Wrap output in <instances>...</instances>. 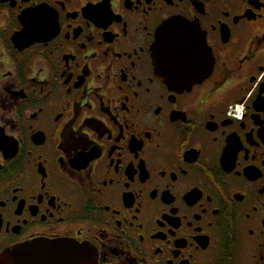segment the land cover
<instances>
[{
	"label": "flooded vegetation",
	"instance_id": "obj_1",
	"mask_svg": "<svg viewBox=\"0 0 264 264\" xmlns=\"http://www.w3.org/2000/svg\"><path fill=\"white\" fill-rule=\"evenodd\" d=\"M171 22L208 76L164 81ZM37 240L264 264V0H0V255Z\"/></svg>",
	"mask_w": 264,
	"mask_h": 264
},
{
	"label": "water",
	"instance_id": "obj_2",
	"mask_svg": "<svg viewBox=\"0 0 264 264\" xmlns=\"http://www.w3.org/2000/svg\"><path fill=\"white\" fill-rule=\"evenodd\" d=\"M171 42L167 47L160 45L161 32L159 35L157 45V56L156 64L161 74V68L164 64H171L178 52L183 49L187 50L189 47L194 48L195 52L203 63L204 58L207 55V67L202 65V71H200L194 77L188 78L192 82H196L201 78H204L212 72L213 61L212 56L202 48L200 44V37L198 30L194 29L191 25L183 22H171ZM187 40L192 42L189 47L179 45V41ZM198 49V50H197ZM178 77L172 75L167 82L170 85L177 83ZM0 264H99L97 254L94 250L87 245H79L72 242H57V241H46L37 240L31 244H25L19 246L13 250H7L0 255Z\"/></svg>",
	"mask_w": 264,
	"mask_h": 264
},
{
	"label": "snow or ice",
	"instance_id": "obj_3",
	"mask_svg": "<svg viewBox=\"0 0 264 264\" xmlns=\"http://www.w3.org/2000/svg\"><path fill=\"white\" fill-rule=\"evenodd\" d=\"M43 21H37V24H42ZM50 27V25H48ZM161 39L160 45L162 47H167L171 42V31L172 25L165 24L160 29ZM200 71H202L200 60L195 52L194 48L189 47L186 51L181 49L178 52L175 60L171 64H164L161 68V76L165 81L169 82V78L172 75L178 77H194ZM78 143L82 144L84 147H89L88 140L86 137L82 138Z\"/></svg>",
	"mask_w": 264,
	"mask_h": 264
}]
</instances>
